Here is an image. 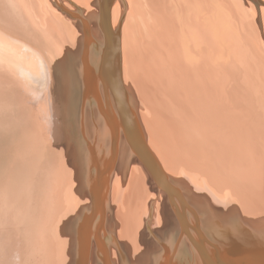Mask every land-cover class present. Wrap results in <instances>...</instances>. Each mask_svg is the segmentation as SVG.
Segmentation results:
<instances>
[{"label": "bare ground", "instance_id": "bare-ground-1", "mask_svg": "<svg viewBox=\"0 0 264 264\" xmlns=\"http://www.w3.org/2000/svg\"><path fill=\"white\" fill-rule=\"evenodd\" d=\"M98 13V0H0V139L18 123L38 139L0 156V264H80L97 166L104 210L88 225L98 237L89 264L104 260V244L112 264H208L193 240L215 264H264V0L112 7L132 108L185 199L193 240L123 137L112 154L114 129L91 89L104 43ZM68 56L77 62L73 144L58 105Z\"/></svg>", "mask_w": 264, "mask_h": 264}, {"label": "water", "instance_id": "water-1", "mask_svg": "<svg viewBox=\"0 0 264 264\" xmlns=\"http://www.w3.org/2000/svg\"><path fill=\"white\" fill-rule=\"evenodd\" d=\"M115 2L116 0H98V28L102 33L104 43L98 59L96 83L91 85V89H93L92 96L97 104V109L106 121H108V124L114 129L111 145L112 154L115 155L117 146L123 137L130 148L132 156L137 158L148 171L157 188L168 195L172 207L182 225L183 231L193 240L185 217V210L187 207L185 199L179 190L170 182L157 158L148 146L140 130L134 109L132 108L122 72L121 34L118 29L113 28L112 24L111 14ZM58 9L63 14H70L62 6H59ZM74 17L75 16H73V18ZM75 18L77 19V17ZM85 33V44L87 47L88 43L91 41V32L87 29L85 30ZM85 150L92 153L89 146ZM83 163L84 166L87 167L85 159ZM87 186L90 191L91 209L85 227L83 226L81 228L82 237L80 245L82 248L81 258L79 257L80 264H89L88 260L91 250L94 243L97 244L96 239L98 237L89 234V231H87L89 228L88 225L96 222L98 217L102 218V209L104 210L103 174L99 166H97L96 179L94 178L93 182L91 181ZM193 244L198 246L203 253V258L207 260L206 262L208 264H215L208 259L205 250L202 248L203 246H199L202 245L201 243L193 240ZM104 249L106 253L103 257V261L105 264H112L109 258L110 255L108 254V246L106 244H104ZM261 251L264 253V249ZM103 261H100V264L103 263Z\"/></svg>", "mask_w": 264, "mask_h": 264}, {"label": "rangeland", "instance_id": "rangeland-1", "mask_svg": "<svg viewBox=\"0 0 264 264\" xmlns=\"http://www.w3.org/2000/svg\"><path fill=\"white\" fill-rule=\"evenodd\" d=\"M20 38H22V37H20ZM65 47H67V45ZM68 53L70 54L69 51H68ZM90 54H91V48H89L88 59H89V55ZM70 57L68 56V59H69V62H70L69 70H67V77H66L65 82L63 84L65 86L64 87L65 93L63 95V99H59L58 98V105L61 108V110H64L65 120L68 123V127H70V133L67 136V139H68V141L71 144H73L74 143V140L76 139V136H75L76 133H75V129H74L75 124L73 123V121L71 120V118H72L73 109L75 107V103H76L77 98H78V91H77V88H76V82H75V80L73 78L75 76L74 72H75V65H76L77 62H76V60H75L74 57H72V56H70ZM4 86L5 87H13L12 84H11V82H8ZM22 93H25V92L22 91ZM26 99H27V97L25 99H23L24 103L25 104H29L30 102H28V99L27 100ZM25 104H23L25 106V108L30 109V107H27ZM2 109H3L2 111H10V109L9 108H6V107L5 108H2ZM40 113H41L40 117H43L44 116L43 115V110H40ZM11 114L9 112H7V115H4V116L5 117H7V116L10 117ZM19 120H17V121H19ZM49 132L50 131H48V133ZM35 137H36V134H34L33 136L26 135V133H25V127H23V125H20L19 123L16 124V129L13 132H11L10 134H7V135L3 136L2 139H0V156H3L2 158H4V159L7 158L13 152H16V151L21 150V148L24 147V145H26L27 143H29V141L32 142V145L34 143H37V140L38 139H35ZM18 138H20V139H18ZM22 138H23V140H22ZM44 138H45V136H44ZM4 139L7 142L4 141ZM19 140H22L21 141L22 143ZM41 147H42V143L41 142H40V144H36V151H40ZM4 156H6V157H4ZM74 219H76V218H74ZM73 220H72V222H73ZM78 222L80 223V227H81V224L83 223V218L80 217ZM68 227H70V226H68ZM74 228H75L74 232H76V235H77L79 232L77 231L75 225H74L73 229ZM79 245H80V242H79ZM80 252L81 251H79V253Z\"/></svg>", "mask_w": 264, "mask_h": 264}]
</instances>
